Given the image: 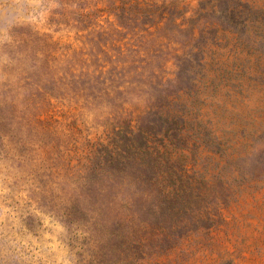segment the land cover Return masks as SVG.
<instances>
[{"label": "rangeland", "instance_id": "374dc122", "mask_svg": "<svg viewBox=\"0 0 264 264\" xmlns=\"http://www.w3.org/2000/svg\"><path fill=\"white\" fill-rule=\"evenodd\" d=\"M0 264H264V0H0Z\"/></svg>", "mask_w": 264, "mask_h": 264}, {"label": "trees", "instance_id": "16d2710c", "mask_svg": "<svg viewBox=\"0 0 264 264\" xmlns=\"http://www.w3.org/2000/svg\"><path fill=\"white\" fill-rule=\"evenodd\" d=\"M96 71V70H95ZM95 71L94 72H92V74L90 73V72H85L84 74H81V75H79V76H76V75H74L73 76V78H77L76 79V81L74 82V84H76L78 81V79H81V80H83L82 79V77L84 76L85 77V79L83 80L84 82H82L81 84L83 85V86H91V87H93V88H95V82H96V80H99L100 79V75L99 74H97V73H95ZM65 79V78H64ZM63 82V85L65 84V83H67L68 82V79L66 78L65 79V81H62ZM69 83H71V84H73V82H69ZM85 88H83V89H81V90H84ZM39 98H42V99H47V96L44 94V93H39L38 94V96L34 99V101H36L37 99H39ZM49 150H48V154H49V151L50 150H54V149H58V151L59 152H61L63 155H65L66 153H67V149L65 148V147H62V148H58V145H56V144H54V143H49L48 144V146H46ZM55 160H56V158L54 157V158H52L51 159V163H52V165L53 166H55Z\"/></svg>", "mask_w": 264, "mask_h": 264}]
</instances>
